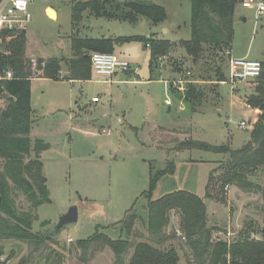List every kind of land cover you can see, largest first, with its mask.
I'll use <instances>...</instances> for the list:
<instances>
[{"label":"rangeland","instance_id":"374dc122","mask_svg":"<svg viewBox=\"0 0 264 264\" xmlns=\"http://www.w3.org/2000/svg\"><path fill=\"white\" fill-rule=\"evenodd\" d=\"M73 1L34 0L29 4L26 56L61 59V70L57 72L60 79L42 77L43 69L30 73L34 121L29 137L31 148L37 138L49 144L40 158L51 201L37 207L38 217L32 229L50 232L59 215L77 204L78 220L55 232V240L74 243L97 229L111 238H124L119 221L128 209L133 206L146 217L148 199L141 193L149 187L150 164L159 169L174 161V171L160 178L152 199L175 190L191 191L204 198L208 224L222 229L213 233L216 238L231 241L251 223L254 230L250 236L261 239L258 230L264 229V211L260 194H246L233 184H226L225 200L217 198V186L211 190L212 198L205 197L213 168L220 166L228 154L198 148L178 151L173 147L177 141L190 138L215 145L228 143L231 148H239L249 140L252 125L248 121L242 127L240 121L247 118L243 100L255 93L256 82L233 81L229 76V59L246 57L264 62V14L258 15L254 7L236 4L230 52L221 61L208 59L203 64L201 58L193 60L180 44L191 34L189 0H145L165 8L167 18L161 23L162 28L144 16L131 23L90 16L85 11L80 36L157 33V37L169 39L173 47L169 54L158 59L159 66L151 70L150 51L142 39L115 43L113 52L129 62V70L117 71L109 82L98 81L103 77L94 73L90 79L80 81L61 78L67 73L65 60L72 57ZM46 5L57 11L55 18L47 15ZM163 27L168 29L167 33ZM1 38L0 35V41ZM217 64L223 69L224 81H216ZM169 81L173 84L182 81L183 85L187 81L196 82L203 92L201 106L195 112L184 104L180 108L179 98L167 88ZM94 96L98 102L93 101ZM250 110L255 113L257 108ZM1 163L0 159V168ZM18 200L21 206H28L22 195ZM173 213L168 230L176 231L178 236L172 241L179 250L178 264H193L188 261L189 249L184 238L177 234L178 221ZM43 221H47L44 226ZM136 229L139 234L144 230L141 220ZM131 239L144 240L133 236ZM26 251L25 243L5 241L0 264H18V258L10 255ZM65 264H83L77 260L75 248ZM86 264H113L112 251L106 248Z\"/></svg>","mask_w":264,"mask_h":264},{"label":"trees","instance_id":"16d2710c","mask_svg":"<svg viewBox=\"0 0 264 264\" xmlns=\"http://www.w3.org/2000/svg\"><path fill=\"white\" fill-rule=\"evenodd\" d=\"M190 38L181 40L186 53L203 64L208 59L221 61L232 47L234 37V10L243 0H189ZM134 23L139 17L148 18L154 26L167 18L163 6L145 0H75L71 6V51L72 57L65 60L66 75L61 78L88 80L91 78L90 54L94 51L113 52L114 44L132 39H142L149 45L151 69L159 66L158 59L171 52L173 43L169 39L150 36L88 37L78 34L83 13ZM0 73L12 71V78L2 82L7 91L6 103L0 114V257L5 253V241L17 240L25 243L26 253L11 254L18 264H65L72 248L77 251V260L86 264L95 254L110 248L113 264H178L179 250L172 245L178 236L169 231L171 213L178 221L177 234L184 238L189 249L188 261L193 264H264V232L261 239L250 236L254 230L251 223L243 227L231 241L216 238L215 231H222L209 225L204 198L188 190H175L152 199L161 177L172 173L174 161H168L164 168L156 169L153 163L149 170V187L143 191L148 200L146 217L143 218L132 206L119 221L125 237L111 238L97 229L91 236L74 243L58 241L54 234L32 229L37 219V207L49 203L47 179L43 171L40 153L49 144L36 139L31 148L29 133L32 128L33 110L30 105L31 78L30 58L26 56L25 31H8L1 34ZM89 56H85V54ZM63 60V59H62ZM38 67L44 70L42 77L60 79L61 59H37ZM44 63L42 66L41 63ZM264 66V62H262ZM216 81H224L220 64L214 69ZM201 75L200 77H202ZM210 79V77H208ZM255 93L249 94L245 102L257 108L250 116L252 125L250 138L239 148L228 143L210 144L192 138L177 141L173 147L198 148L215 153H227L220 166L213 168L206 186L205 197H211V190L218 187V197L225 200L226 184H233L246 194H260L264 211V81L255 79ZM169 89L182 101L185 108L195 112L202 103V89L194 81H187L183 91L170 82ZM181 126V125H177ZM182 127V126H181ZM186 133V132H180ZM33 153V156L31 154ZM28 202L25 208L18 197ZM143 222L144 230L139 234L136 225ZM47 221L41 222L46 225ZM132 236L144 240L132 241ZM146 238V239H145ZM132 249V250H131ZM130 253V254H129ZM129 254V258L126 256Z\"/></svg>","mask_w":264,"mask_h":264},{"label":"built area","instance_id":"2783aa9c","mask_svg":"<svg viewBox=\"0 0 264 264\" xmlns=\"http://www.w3.org/2000/svg\"><path fill=\"white\" fill-rule=\"evenodd\" d=\"M34 0H0V34L5 31H26L27 25L31 19L29 4ZM243 7H254L258 15L264 14V0H243ZM149 45L147 44V47ZM91 69L94 74L111 80L117 71H128L129 62L121 59L114 52L94 51L90 54ZM43 66L44 63L42 62ZM42 68L38 67L37 59L30 58V73L35 74ZM263 70V64L258 60L247 59L246 57H231L229 59V76L233 81H242L259 78ZM11 70L0 73V114L6 103L7 91L4 89L2 82L12 78ZM30 78H33L30 76ZM178 90L183 91L182 81L174 84ZM93 101H98V97H93ZM246 120L240 121V126L244 127ZM103 131H106L103 129Z\"/></svg>","mask_w":264,"mask_h":264},{"label":"water","instance_id":"95a60500","mask_svg":"<svg viewBox=\"0 0 264 264\" xmlns=\"http://www.w3.org/2000/svg\"><path fill=\"white\" fill-rule=\"evenodd\" d=\"M49 11H53V8L48 7L46 9V13L49 17L53 18L49 13ZM0 50L1 51H5V45L2 44L0 45ZM85 56H89V54H85ZM260 80L264 81V66H263V70L259 76ZM0 202H1V198H0ZM78 220V205L77 204H72L70 205L67 210L63 213H61L58 217V220L56 222V224L54 225L53 229L49 232L50 234H54L55 232H57L58 230H60L63 226L70 224V223H74ZM264 232V229H263Z\"/></svg>","mask_w":264,"mask_h":264},{"label":"crops","instance_id":"0c3cea01","mask_svg":"<svg viewBox=\"0 0 264 264\" xmlns=\"http://www.w3.org/2000/svg\"><path fill=\"white\" fill-rule=\"evenodd\" d=\"M48 7H50V6H48V5H46L45 7H44V9H47ZM54 10V9H53ZM55 11V13H56V16H57V11L56 10H54ZM157 26H159L160 28H162V25L161 24H159V25H157ZM163 31L165 32V33H167L168 32V29L167 28H164L163 27ZM155 34H157V33H154L153 34V37L154 38H160V37H157V35H155ZM148 36H150V34H148V35H145V37H148ZM103 37H105V36H103ZM152 70V69H151ZM92 71V70H91ZM92 73H94L93 71L91 72V75H92ZM96 75V74H95ZM96 76H98V75H96ZM99 77H101V76H99ZM104 78V77H103ZM103 78H100L98 81H100V82H109L110 80H108V79H103ZM80 81H82V80H80ZM169 84H170V81H169ZM169 84H168V86H167V88H168V90H170L169 89ZM95 97V96H94ZM98 102V101H97ZM179 105H180V108H182L183 107V103H182V101L179 99ZM243 105H245V111H244V116L245 117H247V118H244V119H242V120H246L247 122L249 121V119H250V116H251V114L252 113H250V112H253L252 110H250V107L247 105V103L245 102V100H243ZM200 107V106H199ZM241 120V121H242ZM158 128V127H157ZM158 141H160V140H158ZM105 250V249H104Z\"/></svg>","mask_w":264,"mask_h":264},{"label":"bare ground","instance_id":"6f19581e","mask_svg":"<svg viewBox=\"0 0 264 264\" xmlns=\"http://www.w3.org/2000/svg\"><path fill=\"white\" fill-rule=\"evenodd\" d=\"M48 13H49L53 18H55V16H56L55 12H53V11H49V10H48Z\"/></svg>","mask_w":264,"mask_h":264}]
</instances>
